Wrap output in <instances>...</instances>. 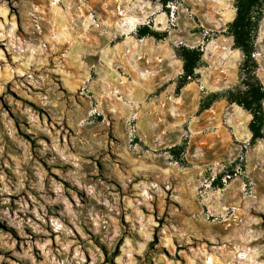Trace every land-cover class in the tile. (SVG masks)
Returning <instances> with one entry per match:
<instances>
[{"label":"rangeland","instance_id":"374dc122","mask_svg":"<svg viewBox=\"0 0 264 264\" xmlns=\"http://www.w3.org/2000/svg\"><path fill=\"white\" fill-rule=\"evenodd\" d=\"M236 14L0 0V264H264V139L226 98L200 111L241 81ZM183 46L203 58L178 91ZM255 48L264 85V17Z\"/></svg>","mask_w":264,"mask_h":264},{"label":"trees","instance_id":"16d2710c","mask_svg":"<svg viewBox=\"0 0 264 264\" xmlns=\"http://www.w3.org/2000/svg\"><path fill=\"white\" fill-rule=\"evenodd\" d=\"M237 10L236 18L228 27L229 36L234 39V47L241 50L244 61L241 65L240 83L224 93L214 92L201 103L200 111L204 112L226 98L231 104H237L252 115L249 125L252 134L251 144L264 139V85L257 75L259 69L255 58V44L260 24L264 17V0H234ZM140 38L153 36L158 40L168 37V32H157L144 27L140 29ZM178 56L183 60V74L180 76L177 90H182L197 77V69L203 58L201 48L180 47ZM183 146L176 147L181 149ZM172 152H175L176 150Z\"/></svg>","mask_w":264,"mask_h":264},{"label":"bare ground","instance_id":"6f19581e","mask_svg":"<svg viewBox=\"0 0 264 264\" xmlns=\"http://www.w3.org/2000/svg\"><path fill=\"white\" fill-rule=\"evenodd\" d=\"M238 257L243 259V255L238 256ZM208 263H211V264H212V263H213V259H212V260L210 259V260L208 261Z\"/></svg>","mask_w":264,"mask_h":264}]
</instances>
